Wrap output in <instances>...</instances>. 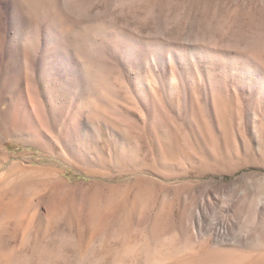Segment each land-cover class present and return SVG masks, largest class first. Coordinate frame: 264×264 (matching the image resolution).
I'll list each match as a JSON object with an SVG mask.
<instances>
[{"label": "rangeland", "instance_id": "374dc122", "mask_svg": "<svg viewBox=\"0 0 264 264\" xmlns=\"http://www.w3.org/2000/svg\"><path fill=\"white\" fill-rule=\"evenodd\" d=\"M54 3L67 16L72 51L68 58L49 42L39 73L27 49L50 35L43 13L17 24L26 55L7 63L12 2L0 0L6 249L29 258L26 232L55 247L59 233L78 235L70 223L80 227L92 210L101 223L129 219L133 243L159 223L160 236L186 255L224 252L237 264H264V0ZM8 203L19 206L16 216ZM51 203L61 214L48 220ZM61 249L70 264L112 263L97 246L86 259L69 244Z\"/></svg>", "mask_w": 264, "mask_h": 264}, {"label": "bare ground", "instance_id": "6f19581e", "mask_svg": "<svg viewBox=\"0 0 264 264\" xmlns=\"http://www.w3.org/2000/svg\"><path fill=\"white\" fill-rule=\"evenodd\" d=\"M54 1L56 0H11L9 31L5 34L7 39V63H16L17 60L19 62L23 54L26 55L21 45L20 47L16 45L17 30L19 29L17 24L22 27L29 21H32L35 17L33 15L35 11L32 12L34 9L43 13V22L41 23L44 33L48 31L50 35L45 36L44 40H33V45L27 49V57L32 70L39 73L43 71L46 65V55L50 52L48 47L49 42L53 43V50L68 57V51H72V41L74 38L71 32L64 27L63 20L67 19V16L56 9ZM106 65H108L106 61H101L97 64V67L105 69ZM35 75L38 74L36 73ZM28 84L32 85V91L38 93L39 80L35 76L31 75L29 77ZM18 209L19 206L15 203H8L6 205V213L11 216H16ZM60 214L55 203L47 206L45 216L48 220H53ZM72 215L74 218L76 214L72 212ZM95 216V213L91 210L86 215L87 218L80 227L74 219V222H71L70 225H74L78 230V235L72 236L59 233L57 236L58 244L55 247H50L38 240L30 239V235L26 232L23 238L30 250L31 255L29 258L17 256L14 250V252L8 251L0 237V264H28L32 261L36 262V264H70L62 253L61 248L64 244L72 246L78 252L79 256L84 259L97 246L99 250L112 255L111 264H121L124 262L122 260H134L138 257L143 258V264H237L235 257H231L224 252H207L204 255L184 254L186 247L176 245L175 240L171 237L160 236L158 233L159 223L152 225L150 234L145 237L143 242L133 243L129 235L131 223L127 217V221L123 219L121 222L118 221L115 225H112L107 221L105 223H101V221L97 222ZM217 231L220 235L222 234V231H219V229ZM99 236L101 241L96 245V239ZM111 241L119 242L120 246L115 250L109 251L107 246Z\"/></svg>", "mask_w": 264, "mask_h": 264}]
</instances>
